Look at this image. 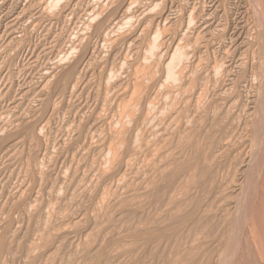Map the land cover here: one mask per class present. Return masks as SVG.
<instances>
[{
	"label": "rangeland",
	"instance_id": "374dc122",
	"mask_svg": "<svg viewBox=\"0 0 264 264\" xmlns=\"http://www.w3.org/2000/svg\"><path fill=\"white\" fill-rule=\"evenodd\" d=\"M238 263L264 264V0H0V264Z\"/></svg>",
	"mask_w": 264,
	"mask_h": 264
},
{
	"label": "bare ground",
	"instance_id": "6f19581e",
	"mask_svg": "<svg viewBox=\"0 0 264 264\" xmlns=\"http://www.w3.org/2000/svg\"><path fill=\"white\" fill-rule=\"evenodd\" d=\"M130 2H131V1H130ZM52 3H55V2H52ZM57 3H58V2H57ZM60 3H61V2H60ZM60 3H58V4H60ZM65 3H66V2H65ZM109 4H110V3H109ZM130 4H131V3H130ZM51 5H52V7L56 6V4H54V5L51 4ZM60 5H62V3H61ZM65 5H66V4H65ZM107 6H108V5H107ZM127 6H128V5H127ZM52 7L49 8V9L51 10ZM53 9H54V8H53ZM44 10H45V9H44ZM54 10H55V9H54ZM57 10H58V7H57ZM164 10H165V9H164ZM46 11H47V10H46ZM51 11H52V10H51ZM44 13H46V12H44ZM57 13H59V12H57ZM161 14H162V13H161ZM193 14H194V13H193ZM41 15H42V14H41ZM43 15H44V14H43ZM47 15H48V14H47ZM54 16H55V15H54ZM187 16H188V15H187ZM46 17H47V16H46ZM189 17H190V15H189ZM52 18H53V17H52ZM189 19H190V18H189ZM189 19H188V22H189ZM140 20H141V18H140ZM190 20L192 21V19H190ZM137 21H138V20H137ZM129 22H130V21H129ZM141 22H142V21H141ZM194 22H195V21H194ZM194 22H193V23H194ZM190 23H191V22H190ZM190 23H189V24H190ZM193 23H192V24H193ZM128 24H129V23H128ZM130 24H133V23L130 22ZM189 24H188V26H189ZM192 24H191V25H192ZM195 24H196V22H195ZM195 24H194V25H195ZM96 25H97V24H96ZM106 25H107V24H106ZM135 25H136V24H135ZM163 25H164V24H163ZM163 25H162V26H163ZM94 26H95V25H94ZM121 26H122V25H121ZM96 27H97V26H96ZM99 27H100V26H99ZM99 27H98V29L100 30L101 28H99ZM124 27H125V26H124ZM124 27H123V28H124ZM128 27H129V25H128ZM134 27H135V26H132V29H131V30H133ZM141 27H142V26H141ZM144 27H145V26H144ZM179 27H180V26H179ZM179 27H178V28H179ZM198 27H199V26H198ZM103 28H104V27H103ZM181 28H182V27H181ZM187 28H188V27H187ZM121 29H122V28H121ZM125 29H127V31L129 30L127 27H126ZM125 29H122V30H125ZM142 29H143V28H142ZM185 29H186V28H185ZM197 29H198V28H197ZM131 30H130V31H131ZM134 30H135V28H134ZM143 31H144V30H143ZM152 31H153V30H152ZM157 31H158V30H157ZM190 31H193V30H190ZM198 31H199V30H198ZM97 32H98V30H97ZM99 32H100V31H99ZM101 32H102V31H101ZM105 32H106V31H105ZM145 32H146V31H145ZM185 32H186V31H185ZM185 32H183V33H185ZM127 33L130 34L131 32H127ZM127 33H126V34H127ZM134 33H135V32H134ZM139 33H140V32H139ZM152 33H153V32H152ZM154 33H155V32H154ZM159 33H160V32H158V34H159ZM189 33H190V32H189ZM189 33H187V34H189ZM192 33H193V32H192ZM99 34H100V33H99ZM104 34H105V33H104ZM108 34H109V33H108ZM108 34H106L107 37H108V36H111V34H109V35H108ZM142 34H143V33H142ZM149 34H150V33H149ZM149 34H148V35H149ZM122 35H123V34H122ZM146 35H147V33H146ZM159 35H160V34H159ZM159 35H158V36H159ZM181 35H182V34H181ZM116 36H118V35H116ZM123 36H124V35H123ZM151 36H153V35H151ZM156 36H157V34H156ZM156 36H155L154 38H156ZM158 36H157V37H158ZM182 36H184V35H182ZM138 37H139V35L136 36V38H138ZM161 37H162V36H161ZM180 37H181V36H180ZM184 37H186V36H184ZM187 37H188V36H187ZM189 37H190V35H189ZM195 37H196V36H195ZM201 37H202V36H201ZM114 38H115V37H114ZM120 38H121V36H120ZM136 38H134V39H136ZM142 38H143V37H142ZM147 38H148V37H147ZM159 38H160V36L158 37V39H159ZM196 38H197V37H196ZM108 39H109V38H108ZM134 39H133V40H134ZM158 39H155V41H154V39H153V42H155V43H152V45H151V44H150V45L153 46V44H158V43H159V45H160L161 42H159L160 40L157 41ZM178 39H180V38H178ZM185 39H186V38H185ZM200 39H201V38H200ZM200 39H199V40H200ZM116 40H117V39H116ZM118 40H119V39H118ZM129 40H130V39H129ZM129 40H128V41H129ZM143 40H144V39H143ZM182 40H183V39H182ZM199 40H198V41H199ZM104 41H105V40H104ZM130 41H131V40H130ZM144 41H145V40H144ZM161 41H162V40H161ZM179 41H180V40H179ZM186 41H187V40H186ZM189 41H190V40H189ZM189 41H188V42H189ZM193 41H195V40H193ZM132 42H133V41H132ZM132 42H131V43H132ZM146 42H147V41H146ZM164 42H165V41H164ZM171 42H172V41H171ZM188 42H186V43H188ZM195 42H196V41H195ZM108 43H109V42H108ZM110 43H111V42H110ZM128 43H129V42H128ZM131 43H129V44H131ZM104 44H105V43H104ZM106 44H107V41H106ZM125 44H126V43H125ZM179 44H180V43H179ZM181 44H182V43H181ZM183 44H184V42H183ZM191 44H192V43H191ZM191 44H190V45H191ZM196 44H197V43H196ZM196 44L194 43L193 46H195ZM198 44H199V43H198ZM200 44H201V43H200ZM144 45H145V44H144ZM186 45H187V44H186ZM106 46H108V44H107ZM110 46H111V44H110ZM113 46H114V45H113ZM127 46H128V45H127ZM127 46H126V47H127ZM145 46H146V45H145ZM151 46H149V48H152ZM154 46H155V45H154ZM160 46H161V45H160ZM160 46H159V48H160ZM170 46H171V45H170ZM173 46H175V45H173ZM202 46H203V45H202ZM129 47H130V46H129ZM129 47H128V48H129ZM132 47H133V46H132ZM147 47H148V46H147ZM181 47H183V46H181ZM191 47H192V45H191ZM199 47H200V46H199ZM108 48H110V47H108ZM159 48H158V49H159ZM173 48H174V47H173ZM188 48H189V45H188ZM126 49H127V48H126ZM129 49H130V48H129ZM145 49H146V48H145ZM153 49H154V48H153ZM160 49H162V48H160ZM176 49H177V48H176ZM185 49H186V48H185ZM189 49H191V48H189ZM192 49H193V47H192ZM194 49H195V48H194ZM198 49H199V48H198ZM136 50H137V49H135V51H136ZM146 50H147V49H146ZM146 50H145V51H146ZM148 50H149V49H148ZM174 50H175V49H174ZM196 50H197V48H196ZM132 51H133V50H132ZM143 51H144V49H143ZM152 51H153V50H151V54H153ZM167 51H168V50H167ZM176 51H177V50H176ZM185 51H186V50H185ZM192 51H193V50H192ZM137 52H138V51H137ZM147 52H148V51H147ZM154 52H155V51H154ZM163 52L165 53V51H163ZM138 53H140V52H138ZM155 53H156V52H155ZM161 53H162V52H161ZM177 53H180V55H181V52H179V50L177 51ZM71 54H72V52H71L69 55H71ZM75 54H76V52H75ZM118 54H119V53H118ZM123 54H125V53H123ZM133 54H134V53H133ZM149 54H150V53H149ZM149 54H148V55H149ZM162 54H163V53H162ZM171 54H174V51H173V53H171ZM190 54H191V53H190ZM195 54H196V53H195ZM195 54H194V55H195ZM72 55H73L72 58L75 57L74 53H73ZM76 55L78 56V54H76ZM131 55H132V54H131ZM131 55H129V56H131ZM134 55H135V54H134ZM138 55H139V54H138ZM160 55H161V54H160ZM194 55H193V56H194ZM83 56H84V55H83ZM125 56H126V55H125ZM129 56H128V57H129ZM145 56H147L146 53H145ZM145 56H144V58H145ZM154 56H155V55H154ZM174 56H175V58H176L177 54H176V55L174 54ZM178 56H179V54H178ZM182 56H183V54H182ZM190 56H191V55H190ZM199 56H200V55H199ZM133 57H135V56H133ZM142 57H143V56H142ZM149 57H150V55H149ZM151 57H152V55H151ZM156 57H157V56H156ZM179 57H180V59L182 60L181 56H179ZM184 57H185V55L183 56V59H184ZM72 58L69 57V58H67V60L70 59L69 61H71ZM76 58L78 59L77 61H79V62H81V61L83 60V59H82V60L80 59V60H81V61H80V60H79V57H76ZM81 58H82V57H81ZM129 58H130V57H129ZM129 58H127V59H129ZM152 58H154V57H152ZM157 58H160V57H157ZM171 58H172V57L170 56V59H171ZM175 58H174V59H175ZM190 58H191V57H190ZM88 59H90V58H88ZM145 59H147V58H145ZM154 59H155V58H154ZM160 59H162V58H160ZM174 59H173V60H174ZM180 59L178 58V59H176V60H180ZM198 59H199V58H198ZM204 59H205V58H203V59H201V60H204ZM74 60H75V59H74ZM136 60H137V58H136ZM176 60H175L174 62H176ZM186 60H187V59H186ZM186 60H185V61H186ZM122 61L124 62L123 59H122ZM125 61H126V60H125ZM128 61H129V60H128ZM145 61H146V60H145ZM148 61H149V60H148ZM148 61H146V62H148ZM161 61H162V60H161ZM168 61H169V60H168ZM204 61H205V60H204ZM67 62H68V61H67ZM156 62H158V61H156ZM174 62H173V64H174L175 66L177 65V66L179 67V65H180L181 62H180V61H177V64H175ZM187 62H188V61H187ZM196 62H198V61H196ZM68 63H69V62H68ZM68 63H67V64H68ZM75 63H76V61H75ZM81 63H82V62H81ZM154 63H155V61H154ZM166 63H167V62H165V64H166ZM168 63H169V62H168ZM178 63H179V64H178ZM70 64H71V65L73 64V60H72V63L70 62ZM173 64H170V66H174ZM186 64H187V63H186ZM194 64H196V63H194ZM71 65H70V66H71ZM156 65H157V64H156ZM160 65H162V64H160ZM202 65H203V64H202ZM202 65H201V66H202ZM73 66H74V65H72V67H71L72 70L70 69V72H69V73H71V71H73V69H74V72H75V70L77 69V68H76V69L73 68ZM144 66H146V65H144ZM152 66H153V64H152ZM158 66H159V65H158ZM163 66H165V65H163ZM175 66H174L173 68H175ZM187 66H188V65H187ZM187 66H186V67H187ZM197 66H200V64L197 65ZM201 66H200V67H201ZM74 67H75V66H74ZM167 67H168V66H165V68H167ZM200 67H199V68H200ZM69 68H70V67H68V68L66 67V70L68 69V71H69ZM129 68H130V67H129ZM135 68H136V67H135ZM135 68H134V69H135ZM146 68H149V66L147 65ZM146 68L144 67L143 70L146 69ZM156 68H157V67H156ZM158 68H159V67H158ZM158 68H157V69H158ZM168 68H169V69H168L167 72H168V75H170L169 78H170V77L173 75V73H174L173 77L176 76V77H174V78L176 79L175 82H176V81L179 82L178 79H179L181 76L179 75V78H177V75H175V70H176V72H177V69H178V68L176 67L177 69L175 68L174 71L170 69L171 67H168ZM173 68H172V69H173ZM203 68H204V67H203ZM111 69H112V68H111ZM113 69H116V68L114 67ZM119 69H120V68H119ZM157 69H156V70H157ZM179 69H181V68H179ZM179 69H178V70H179ZM107 70H108V69H107ZM127 70H128V69H127ZM130 70H131V69H130ZM135 70H137V68H136ZM139 70H141V69H139ZM139 70H138V73L140 72ZM153 70H154V69H153ZM186 70H187V69H186ZM186 70H185V71H186ZM193 70H194V69H193ZM111 71H113V70H111ZM111 71H110V72H111ZM128 71H129V70H128ZM128 71H126V73H127ZM131 71H132V70H131ZM146 71H147V70H146ZM148 71H149V69H148ZM154 71H155V70H154ZM194 71H195V70H194ZM196 71H197V70H196ZM199 71H200V70H199ZM66 72H67V71H66ZM74 72H73V73H74ZM108 72H109V71H108ZM190 72H193V71L190 70ZM190 72H189V73H190ZM201 72H202V71H201ZM73 73H72L71 76H72V77H75ZM115 73H116V72H115ZM130 73L132 74V76H133V74L136 75L135 72H134V73L130 72ZM143 73L145 74L144 71H143ZM148 73H150V72H148ZM152 73H154V72H152ZM180 73H182V72H180ZM183 73H184V72H183ZM193 73H194V72H193ZM195 73H196V72H195ZM198 73H199V72H198ZM111 74H112V72H111ZM113 74H114V73H113ZM117 74H118L117 77L119 78V75H120V74L118 73V71H117L116 75H117ZM123 74H124V73H123ZM123 74H122V75H123ZM131 74H130V75H131ZM144 74H141V75H144ZM154 74H155V73H154ZM176 74H177V73H176ZM178 74H179V72H178ZM191 74H192V73H191ZM196 74H197V73H196ZM199 74H200V73H199ZM202 74H203V73H202ZM45 75H47V74H45ZM64 75H65V74H64ZM75 75H76V77H77V74H75ZM122 75H121V76H122ZM124 75H125V74H124ZM137 75H138V74H137ZM189 75H190V74H189ZM194 75H195V74H194ZM194 75H193V76H194ZM203 75H204V74H203ZM68 76L71 77L70 75H68ZM150 76H151V75H150ZM185 76H186V75H185ZM187 76H188V75H187ZM187 76H186V77H187ZM196 76H197V75H196ZM199 76H200V75H199ZM205 76H206V74H205ZM205 76H204V78H205ZM207 76H208V74H207ZM207 76H206V77H207ZM209 76H210V75H209ZM209 76H208V77H209ZM65 77H66V75H65ZM65 77H64L63 79H65ZM72 77L70 78V79H72V80H70V81H74V80H75V79L72 78ZM76 77H75V78H76ZM136 77H138V76H136ZM144 77H148L147 74H146V76L144 75ZM152 77H153V76H152ZM188 77H189V76H188ZM52 78H53V75H52ZM67 78H68V77H67ZM111 78H112V77H111ZM141 78H142V80H144V79H143V76H141ZM141 78L138 77V78H135V79L139 80V79H141ZM148 78H149V77H148ZM169 78H168V79H169ZM174 78H173V79L170 78L169 80L172 79V80L174 81ZM192 78H193V77H192ZM73 79H74V80H73ZM76 79H78V77H77ZM105 79H107V77H106ZM112 79H113V78H112ZM112 79H111V80H112ZM114 79H115V78H114ZM114 79H113V80H114ZM129 79H130V78H129ZM149 79H151V78H149ZM180 79H182V78H180ZM183 79H184V76H183ZM187 79H188V78H187ZM194 79H195V78H194ZM198 79H199V78H198ZM67 80H68V79H67ZM78 80H79V79H78ZM111 80H110V78H109V80L107 79L106 81H111ZM113 80H112V81H113ZM131 80H133V78H131ZM137 80H136V81H137ZM164 80H165V78H164ZM200 80H201V79H200ZM204 80H205V79H204ZM206 80H208V79H206ZM49 81H50V79H49ZM49 81L46 80V82H49ZM62 81H64V80H62ZM76 81H77V80H76ZM112 81H111V82H112ZM136 81H135V82H136ZM146 81H147V80H146ZM151 81H152V80H151ZM153 81H154V80H153ZM153 81H152V82H153ZM165 81H166V80H165ZM181 81H183V80H181ZM51 82H52V80H51ZM140 82H141V81H140ZM140 82H139V83H140ZM142 82H143V81H142ZM142 82H141V83H142ZM144 82H145V81H144ZM147 82H148V81H147ZM149 82H150V81H149ZM178 82H176V84H177ZM191 82H193V81H191ZM197 82H198V81H197ZM197 82H196V83H197ZM199 82H200V81H199ZM202 82L204 83L203 79H202ZM49 83H50V82H49ZM105 83H107V82H105ZM108 83H109V82H108ZM145 83H146V82H145ZM171 83H172V82H171ZM171 83L169 82V86H171V85H170ZM186 83H187V82H186ZM50 84H51V83H50ZM64 84H65V83H64ZM75 84H76V83H75ZM172 84H173V83H172ZM176 84L173 85V86H176ZM178 84H179V83H178ZM184 84H185V83H184ZM199 84H200V83H199ZM47 85H48V84H47ZM105 85H107V84H105ZM108 85H110V84H108ZM135 85H138V83L135 84ZM141 85H142V84H140V86H141ZM189 85H190V84H189ZM179 86H180V85H179ZM186 86H187V85H186ZM204 86H205V85H204ZM134 87H135V86H134ZM141 87H142V86H141ZM141 87H140V88H141ZM164 87H165V86H164ZM164 87H163V88H164ZM182 87H183V86H182ZM188 87H189V86H188ZM45 88H46V87H45ZM138 88H139V85H138ZM147 88H148V87H147ZM171 88H172V87H171ZM189 88H190V87H189ZM192 88H193V87H192ZM192 88H191V90H193ZM202 88H203V86H202ZM206 88H207V87H206ZM105 89H107V88H105ZM165 89H166V88H165ZM173 89H174V88H173ZM175 89H176V88H175ZM182 90H183V89H182ZM104 91H105V90H104ZM106 91H108V90H106ZM168 91H169V90H168ZM173 91H174V90H173ZM210 91H211V90H210ZM178 92H179V91H178ZM125 93H126V92H125ZM165 93H166V91H165ZM171 93H172V92H171ZM175 93H176V91H175ZM175 93H174V94H175ZM183 93H184V92H183ZM174 94H173V95H174ZM211 94H212V93H211ZM204 95H205V94H204ZM207 95H208V94H207ZM207 95H206V96H207ZM180 96H181V95H180ZM201 96H202V95H201ZM173 98H174V96H173ZM197 98H198V97H197ZM206 99H207V98H206ZM209 99H210V98H209ZM129 101H130V100H128V103H129ZM179 101H180V99H179ZM196 101H197V100H196ZM204 101H205V100H204ZM207 103H208V102H207ZM184 104H185V103H184ZM205 104H206V102H205ZM212 104H213V103H212ZM125 105H126V104H125ZM197 105H198V103H197ZM197 105H196V106H197ZM206 105H207V104H206ZM201 106H202V105H201ZM207 106H208V105H207ZM212 106H213V105H212ZM125 107H126V106H125ZM125 107H124V109H125ZM166 107H167V106H166ZM169 107H171V105H169ZM169 107H168L167 109H170ZM175 107H177V106H175ZM197 108H198V107H197ZM205 108H206V107H205ZM128 109H129V108H128ZM200 109H201V108H200ZM206 109H207V108H206ZM125 111H127V110H124V112H125ZM166 111H167V110H166ZM170 111H171V110H170ZM176 111H178V110H176ZM176 111H175V112H176ZM122 112H123V111H122ZM164 113H165V112H164ZM164 113H163V114H164ZM167 113H168V112H167ZM176 113H177V112H176ZM178 113H179V112H178ZM189 113H190V112H189ZM199 113H201V112H199ZM221 114H222V113H221ZM221 114H220V115H221ZM226 114H227V113H226ZM128 115H130V114H128ZM174 115H175V113H174ZM177 115H178V114H177ZM222 115H223V114H222ZM224 115H225V114H224ZM164 116H165V114H164ZM169 116H170V115H169ZM172 116H173V115H172ZM185 116H186V115H185ZM161 117H163V116H161ZM161 117H160V118H161ZM188 117H189V114H188ZM210 117H211V116H210ZM219 117H220V116H219ZM125 118H126V117H125ZM165 118H166V117H165ZM171 118H172V117H171ZM171 118H170V119H171ZM173 118H174V116H173ZM173 118H172V119H173ZM203 118H204V117H203ZM208 118H209V117H208ZM213 118H214V117H213ZM234 118H235V117H234ZM225 119H226V118H225ZM225 119H223V120H225ZM232 119H233V118H232ZM235 119H236V118H235ZM237 119H238L237 121L240 120L239 118H237ZM200 120H201V119H200ZM221 120H222V119H221ZM130 121H131V120H130ZM186 121H187V119H186ZM202 121H203V120H202ZM202 121H201V122H202ZM207 121H208V120H207ZM217 121H218V120H217ZM222 122H223V121H222ZM206 123H207V122H206ZM215 123H216V122H215ZM218 123H220V122H218ZM229 123H230V122H229ZM125 124H126V123H125ZM128 124H129V123H128ZM211 124H212V123H211ZM221 124H222V123H221ZM223 124H224V123H223ZM225 124H226V123H225ZM124 126H125V125H124ZM222 126H223V125H222ZM231 126H232V125H231ZM198 128H199V127H198ZM225 128H226V127H225ZM226 130H227V129H226ZM232 130H234V129H232ZM238 132H239V131H237V134H238ZM239 133H240V132H239ZM237 134H236V135H237ZM222 135H224V134H222ZM240 135H241V134H240ZM213 136H214V135H213ZM216 137H217V136H216ZM228 137H229V136H228ZM237 138H238V137H237ZM237 138H236V139H237ZM241 138H242V136H241ZM241 138H240V139L238 138V139H239V142L241 141ZM236 139H235V140H236ZM225 140H227V138H226ZM233 140H234V139H233ZM213 141H214V140H213ZM218 141H219V140H218ZM219 142H220V141H219ZM227 142H228V141H227ZM233 142H234V141H233ZM237 142H238V141H237ZM220 143H221V142H220ZM230 143H231V142H230ZM244 144H245V143H244ZM228 145H229V144H228ZM231 145H232V144H231ZM216 146H217V145H216ZM218 147H219V146H218ZM222 147H223V146H222ZM224 147H225V146H224ZM232 147H233V146H232ZM215 148H216V147H215ZM213 149H214V148H213ZM218 149H219V148H218ZM228 151H229V150H228ZM114 152H115V151H114ZM242 152H243V151H242ZM244 152H245V151H244ZM246 152H247V151H246ZM246 152H245V153H246ZM213 153H215V152H213ZM217 153H218V152H217ZM245 153H244V154H245ZM115 154H116V152H115ZM246 154H247V153H246ZM214 155H215V154H213V156H214ZM113 156H114V155H113ZM115 156H116V155H115ZM234 158H235V157H234ZM228 163H229V162H228ZM234 163H235V162H234ZM238 163H241V161L238 162ZM241 164H242V163H241ZM229 167H230V166H229ZM233 168H234V167H233ZM234 171H235V170H234ZM234 171H233V172H234ZM237 173H238V172H237ZM237 173H236V174H237ZM236 182H237V181H236ZM215 198H216V197H215ZM246 242H247V241H246ZM246 245H247V244H246ZM257 252H258V251H257ZM258 253H259V252H258ZM241 255H242V254H241ZM258 255H259V254H258ZM258 255H257V256H258ZM249 257H250V256H249ZM255 262H256V261H255ZM252 263H253V262H252ZM238 264H239V263H238ZM244 264H245V263H244ZM249 264H250V263H249Z\"/></svg>",
	"mask_w": 264,
	"mask_h": 264
}]
</instances>
